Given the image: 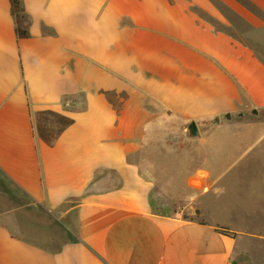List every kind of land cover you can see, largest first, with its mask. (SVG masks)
<instances>
[{
    "label": "crops",
    "instance_id": "crops-1",
    "mask_svg": "<svg viewBox=\"0 0 264 264\" xmlns=\"http://www.w3.org/2000/svg\"><path fill=\"white\" fill-rule=\"evenodd\" d=\"M20 2L17 23L0 0V264H264L242 125L264 118V0ZM192 121L214 178L177 168Z\"/></svg>",
    "mask_w": 264,
    "mask_h": 264
},
{
    "label": "rangeland",
    "instance_id": "rangeland-1",
    "mask_svg": "<svg viewBox=\"0 0 264 264\" xmlns=\"http://www.w3.org/2000/svg\"><path fill=\"white\" fill-rule=\"evenodd\" d=\"M223 8H228L226 6H224ZM246 40L248 39L245 38ZM210 124H214V122H211ZM225 124V123H223ZM231 125H234L235 122H232L230 123ZM209 125V124H208ZM242 125L246 126V127H254L255 130L253 132V134H251L249 137H247V140L245 139L244 141H251L252 144H254L255 146H253L252 148V152L251 154L248 156V158H251V157H256V153L257 152H260V150H262L263 148V145H264V118H251L248 123H243ZM188 137L187 133L185 135V138L181 140V143H180V148L184 149L183 151H186V149H188V156L186 157V164L180 166V167H177L179 168L178 170H182V169H188V181L191 180L195 177V179L198 177V176H203L204 177H208V178H214L216 177L217 175V166L213 167V166H210V164L214 163L215 159H217V154H218V150L217 149H214L217 147V145L215 146H206L204 149H202V147H195L194 148V144L193 143H196V140L194 139H189L186 138ZM218 134H213L210 136V141L211 142H216L217 139H218ZM263 137L261 139V141L263 140L262 143H260V138ZM191 138V137H190ZM187 142V141H190V143L186 144L185 143H182V142ZM260 141V142H259ZM255 153V154H254ZM204 154V155H203ZM244 156H242V158H244ZM205 163V164H204ZM258 165H256L254 167V169H259L257 167ZM203 169L205 170L203 172ZM180 174V173H179ZM191 178V179H190ZM256 180V179H255ZM179 185L182 184L180 180H177L176 181ZM190 185V184H189ZM232 187H231V190H232V193H233V196H230L229 198L227 197H224L220 200V205L221 207L223 206H226V204H230V205H235V204H239V196H234V190L236 191L239 190V187L236 186V183L233 182L232 184H230ZM189 192L191 193H196V191L198 190V186L194 185L193 186H189ZM216 188H214V190H216ZM217 191V190H216ZM218 199V198H216ZM209 201V200H208ZM214 201V200H213ZM210 203V202H209ZM219 203V202H218ZM218 203H217V200H216V203L215 205L218 206ZM184 218H189L188 215L184 214L183 215Z\"/></svg>",
    "mask_w": 264,
    "mask_h": 264
},
{
    "label": "trees",
    "instance_id": "trees-1",
    "mask_svg": "<svg viewBox=\"0 0 264 264\" xmlns=\"http://www.w3.org/2000/svg\"><path fill=\"white\" fill-rule=\"evenodd\" d=\"M12 8H13V15L15 16L17 23L19 22L21 18V13L23 11L22 5L20 0H11ZM17 35L19 37H26L27 32L25 30H22L20 27L17 26L16 28Z\"/></svg>",
    "mask_w": 264,
    "mask_h": 264
},
{
    "label": "water",
    "instance_id": "water-1",
    "mask_svg": "<svg viewBox=\"0 0 264 264\" xmlns=\"http://www.w3.org/2000/svg\"><path fill=\"white\" fill-rule=\"evenodd\" d=\"M187 131H188L189 137H192V138H199L200 137V131H199L198 125L195 121H192L188 125Z\"/></svg>",
    "mask_w": 264,
    "mask_h": 264
}]
</instances>
